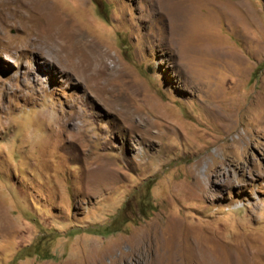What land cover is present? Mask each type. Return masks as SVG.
I'll return each mask as SVG.
<instances>
[{
	"label": "rangeland",
	"instance_id": "374dc122",
	"mask_svg": "<svg viewBox=\"0 0 264 264\" xmlns=\"http://www.w3.org/2000/svg\"><path fill=\"white\" fill-rule=\"evenodd\" d=\"M0 1V264H264V0Z\"/></svg>",
	"mask_w": 264,
	"mask_h": 264
},
{
	"label": "bare ground",
	"instance_id": "6f19581e",
	"mask_svg": "<svg viewBox=\"0 0 264 264\" xmlns=\"http://www.w3.org/2000/svg\"><path fill=\"white\" fill-rule=\"evenodd\" d=\"M168 1L169 0H164V2H162V3H160V5L163 7V8H166L167 10L169 9V11H174L175 10V12L173 13V15L172 16H174L175 15V17H176V21L175 22H177V21H179L178 19H179V14H177V10H176V8L175 7H172V6H169L167 3H168ZM173 1V0H172ZM169 3H170V1H169ZM173 4V3H172ZM0 5H2V2L0 1ZM169 6V7H168ZM169 11H168V13H169ZM55 19V18H54ZM57 22V21H56ZM32 24V23H31ZM179 24H176V26H178ZM31 26V25H30ZM180 26V25H179Z\"/></svg>",
	"mask_w": 264,
	"mask_h": 264
}]
</instances>
